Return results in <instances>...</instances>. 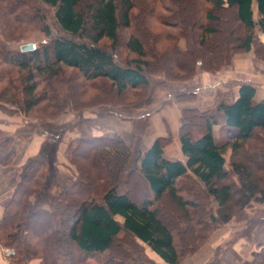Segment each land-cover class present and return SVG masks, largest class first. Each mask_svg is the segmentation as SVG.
<instances>
[{
    "label": "trees",
    "instance_id": "trees-1",
    "mask_svg": "<svg viewBox=\"0 0 264 264\" xmlns=\"http://www.w3.org/2000/svg\"><path fill=\"white\" fill-rule=\"evenodd\" d=\"M40 1L56 9L59 27L70 37L52 38L37 0H0V111L4 107L8 115L33 116L62 133L60 140L45 142L40 155L21 169L5 205L0 246L10 264H88L107 253L104 264H137L134 253L143 251L142 244L164 263L181 264L222 225L246 222L248 235L264 227V216H248L264 205V100L256 99L253 85H241L238 98L220 103L214 112H182L186 164L165 158L170 136L144 150L140 123L132 137H98L91 133L94 122L82 120L88 129L78 127L80 136L66 149L76 181L58 196L53 193L60 187L58 149L72 127L50 122L68 111L92 108L139 111L147 98L139 91L150 85L148 75L163 74L166 82L176 83L194 79L199 70L217 74L235 55L254 49L259 33L264 34V0H93L89 7H83L86 0ZM138 3L142 16L134 14ZM138 18L145 25L135 32ZM155 23L164 30L156 32ZM31 29L49 42L29 52L8 47L27 40ZM121 30L135 31L124 40ZM262 45L255 54L264 60ZM121 46L136 59L119 63ZM131 92L141 100L119 101ZM177 99L195 100L188 93ZM215 125L220 126L219 138L213 133ZM11 145L0 128L3 167L15 159ZM138 180L149 190L140 203L129 194ZM165 199L176 212L172 224L162 217ZM116 243L119 251L113 249ZM244 264H264V249Z\"/></svg>",
    "mask_w": 264,
    "mask_h": 264
},
{
    "label": "crops",
    "instance_id": "crops-1",
    "mask_svg": "<svg viewBox=\"0 0 264 264\" xmlns=\"http://www.w3.org/2000/svg\"><path fill=\"white\" fill-rule=\"evenodd\" d=\"M253 11L255 19L258 20L257 5L254 3ZM262 42L264 44V34ZM180 48L186 51L187 44L185 40L180 41ZM161 80H165L164 75H160ZM182 85L178 89V94L188 93L193 95V102H180L177 95H169L168 102L159 106L157 110L152 111L146 117L135 115H123V113L108 111L105 108H92L84 111L85 119L92 120L94 125L91 127V133L94 136H103L107 134H119L124 137H132L142 119H146L143 125L142 144L144 150L150 149L160 138L171 137L172 141L164 148V156L168 160H178L187 163V158L182 152L180 141V129L182 125V112L185 109H197L200 112H214L220 103L232 104L239 96V88L243 84L253 85L258 101L264 100V60L258 58L252 49L248 53L236 55L230 66L225 67L217 74L206 73L199 70L196 77L188 82L168 83ZM184 89H187L186 91ZM183 90V91H181ZM108 111V112H107ZM107 112V113H105ZM0 111V115H1ZM75 115V114H74ZM3 115L0 120V128L12 142L11 148L15 152V159L9 167L0 165V219L4 215L5 205L11 200L14 191L20 180V171L29 160L40 155L45 142L52 141L44 132H38L33 127L32 132L29 128L28 119L21 115ZM76 116V115H75ZM56 122V121H55ZM141 123V122H140ZM141 126V125H140ZM220 126L213 128L214 136L217 138ZM75 131L68 133L66 138L60 143L56 168L60 181V187L54 190V195L58 196L64 189L70 187L76 181L75 169L70 166L66 158L67 144L80 136ZM227 168L229 164L227 161ZM262 208L264 206H261ZM123 223L121 217L116 218ZM220 227L210 241L202 250L191 257L184 264H244L251 262L256 252L264 249V227L255 229L249 235L246 234V222H231L226 225L223 231ZM244 232V234H243ZM236 237V238H234ZM233 239V241H232ZM229 241L233 243L224 256L216 258V250ZM142 244V243H141ZM149 249L146 245L142 244ZM151 253H153L150 250ZM161 264L164 261L153 253ZM0 264H10L7 258V252L0 246Z\"/></svg>",
    "mask_w": 264,
    "mask_h": 264
},
{
    "label": "rangeland",
    "instance_id": "rangeland-1",
    "mask_svg": "<svg viewBox=\"0 0 264 264\" xmlns=\"http://www.w3.org/2000/svg\"><path fill=\"white\" fill-rule=\"evenodd\" d=\"M92 2H93V0H86L83 3V7L91 6ZM37 3H38V6L42 9V13H43V15L46 18V23H47V25L50 28V32H51L52 38H54V37H70V36H68V34L64 33L61 30V28L59 27V24H58V22H57V20L55 18L56 9L52 8V7L48 6V5H45L40 0H37ZM156 3H158L157 7H159L157 12L159 13V15H163L165 12L163 11V8H161V4L158 1H156ZM134 14H135V16H138V15L142 16L144 14L143 13V9L140 6V3H138L137 10L135 11ZM138 19H139V22L136 25H134V28L136 29V31L135 30H132V31H130V30H121V32H124V34H123L124 36L121 35V37H123L124 40L128 39V36H130V34H132L131 32H134V31L137 32V30H139V29L143 31L142 26L145 25V24L143 23V20L141 18H138ZM153 20L157 21L155 19H153ZM153 26H154L153 28H154V30L156 32H161V31L164 30V28L160 27L156 23ZM30 32H31L30 36H29V38L27 40L21 41L19 43H17V42L16 43H9V44H7L8 47L10 49L14 50V51H19V50L22 51V47L25 46V45L33 44L35 46V49H36V48L39 47L40 44L49 42V40H47L46 36L41 31H34L33 29H31ZM262 38H263V36L261 34H259V39L260 40H258L257 44H255L254 52H258V53L260 52V47L263 44V43H261L262 42ZM74 39L78 40V38H74ZM105 43L109 44L107 41H105ZM104 45H106V44H104ZM262 48H264V44L262 45ZM242 54H244V52L243 53H239L237 55H242ZM116 56H117V58H116L117 61L119 63H124V64H125L126 61L136 59L135 56L130 55L125 49H123V46H121L119 48V52L117 53ZM67 74L71 75V74H73V71L67 70ZM160 75H163V74H158V75H155V76L148 75V78L150 80V85L147 88H145V89H141L139 91L140 93L138 92L139 94H142V95L145 94V96L147 97L146 99L141 100V98H135L134 95H136L137 92H134V93L131 92L129 94L128 93L124 94L123 97H121V99H119V101H123V102L130 101V102H135V103H137L139 100H141L142 102H144V104H145V102H148V100H150L151 101V105H149V104L144 105L143 104V107L139 111H132L131 108L128 109V110L124 109V108L123 109L122 108H118L119 110H117V111L120 112V113H123V115L140 114V116L142 115V116L146 117V115H148L152 111L157 110L159 108V106H161L162 104L168 102L167 100H169V95L178 94L179 93L178 89H180V87H182V85H175V84H170L169 85L168 82H165L164 80H161L159 78ZM165 80H166V78H165ZM184 90L186 91L187 89H184ZM181 91H183V90H181ZM94 94L95 95L97 94L96 90L92 92V95H94ZM1 109H2L1 110L2 113L0 115V120H2L3 115H8L7 109H5L4 107H2ZM105 109L108 110V111L109 110L110 111H115V109H113L111 107L110 108L108 107V108H105ZM85 110H87V109H84V110H82L80 112H76V113H75V111H68L65 114H62L61 116H59L58 118L50 121V122H53L52 124H55V126L58 127V128L59 127L60 128L64 127L63 125L72 127V130L67 131L66 134L62 137V140H61L62 142L66 138V135H68V133H74L75 131H77L78 132L77 134H80V132H79L80 128H82L83 130L84 129H88L87 125L82 123V120H85V113H84ZM107 112H105V113H107ZM8 116H11V115H8ZM20 116L21 115H19L18 117H20ZM27 119H28V122H29L28 126L30 128L29 132H32L33 127L36 126V128H35L36 131L41 132V133L44 132L50 138L59 139L61 137L62 133H59L57 130L53 131L51 128L44 127V125H42V123H40V121H38L37 118L32 116V117L27 118ZM144 120H146V119H142V120L139 121V123L141 122L140 123V125H141L140 127L141 128L145 124ZM31 126H33V127H31ZM78 127H80V128H78ZM220 136H221V132L219 131L218 135H217V138H219ZM226 160L228 161V164H229L230 153L226 156ZM100 165L105 170L104 174H107L106 167L103 164H100ZM90 174L92 176H94L92 170H88V175H90ZM148 193H149V190L147 188V185L142 180H138L136 182H133L131 184V186H130L129 194L131 195V197H133L139 203L142 202L145 198H147ZM163 207H164L162 209V217H163V219L168 224L169 223L172 224L171 218L172 217L174 218L175 215H176V212H174V210H173L174 207L169 203V201H167V199L164 200V206ZM256 212H257V215L255 217H257L258 219H259V217L264 216V207L262 208L261 205H257L254 208L253 211L249 212V215H248L249 218L254 216V213H256ZM255 217H253V218H255ZM239 219H240V217H239ZM240 220H242V219H240ZM226 225H222L220 227H223V228L226 229ZM225 229H223V231ZM216 231H214L211 234L210 238L212 236H214ZM243 234H244V232H243ZM210 238L203 245L202 248H204L205 245L210 241ZM234 238H236V237H234ZM232 241H233V239H232ZM232 241H229V242H227L225 244H222L221 247H219L216 250L215 259L219 258L221 256H224L225 253H227V251L229 250L230 245L233 243ZM118 247H119V245L116 243L114 245L113 249L119 251L120 247L119 248ZM202 248L200 250H202ZM134 256L138 260L137 264H161L159 259H157L155 257V255L153 253H151L150 250L145 248V247H143V251L139 250L137 253H134ZM109 258H110V253H107V254H104V255H98V257L96 259L90 260L88 264H104ZM190 258L191 257L185 258V260L181 264H184ZM214 264H216V262H214Z\"/></svg>",
    "mask_w": 264,
    "mask_h": 264
},
{
    "label": "water",
    "instance_id": "water-1",
    "mask_svg": "<svg viewBox=\"0 0 264 264\" xmlns=\"http://www.w3.org/2000/svg\"><path fill=\"white\" fill-rule=\"evenodd\" d=\"M35 50V46L33 44H28L22 47V52H29Z\"/></svg>",
    "mask_w": 264,
    "mask_h": 264
}]
</instances>
